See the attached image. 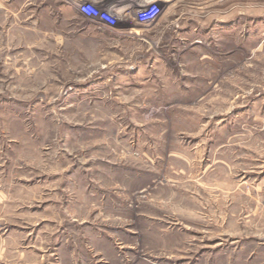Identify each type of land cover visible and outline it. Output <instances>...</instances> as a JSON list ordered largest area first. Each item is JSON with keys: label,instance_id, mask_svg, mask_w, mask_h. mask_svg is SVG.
<instances>
[{"label": "rangeland", "instance_id": "rangeland-1", "mask_svg": "<svg viewBox=\"0 0 264 264\" xmlns=\"http://www.w3.org/2000/svg\"><path fill=\"white\" fill-rule=\"evenodd\" d=\"M0 264H264V0H0Z\"/></svg>", "mask_w": 264, "mask_h": 264}, {"label": "crops", "instance_id": "crops-1", "mask_svg": "<svg viewBox=\"0 0 264 264\" xmlns=\"http://www.w3.org/2000/svg\"><path fill=\"white\" fill-rule=\"evenodd\" d=\"M83 1V0H82ZM101 7L108 9L123 19L129 14L134 13L139 7L152 0H92Z\"/></svg>", "mask_w": 264, "mask_h": 264}, {"label": "built area", "instance_id": "built-area-1", "mask_svg": "<svg viewBox=\"0 0 264 264\" xmlns=\"http://www.w3.org/2000/svg\"><path fill=\"white\" fill-rule=\"evenodd\" d=\"M87 7H89V6H87ZM141 10H142V12L139 14V17H141V19H144L145 16H150L153 14L151 11L152 9L150 7L149 8L145 7Z\"/></svg>", "mask_w": 264, "mask_h": 264}]
</instances>
